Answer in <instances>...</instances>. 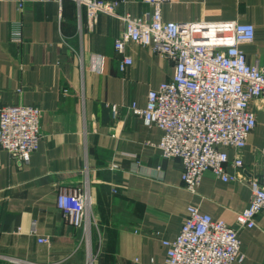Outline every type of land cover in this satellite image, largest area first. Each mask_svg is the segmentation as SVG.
<instances>
[{
    "label": "crops",
    "instance_id": "crops-1",
    "mask_svg": "<svg viewBox=\"0 0 264 264\" xmlns=\"http://www.w3.org/2000/svg\"><path fill=\"white\" fill-rule=\"evenodd\" d=\"M119 1L116 15L100 12L89 29L86 6L75 0H0V107L22 103L42 110L39 147L28 164L0 148V264L85 263L82 230L57 207L66 187L89 188L95 264H164L162 241L179 234L189 205L238 227L236 214L250 204L247 179L262 174V101L241 152L244 167L226 166L240 179L225 182L207 171L196 193L186 189L181 160L164 158L157 146L163 132L130 108L133 101L146 105L148 92L172 77V64L130 42L126 54L133 63L121 71L115 48L125 28L122 16L144 17L153 7L145 0ZM162 15L164 21L252 23L254 41L242 47L249 63L264 66V0H171ZM17 22L20 43L11 40ZM259 105L254 101L252 108ZM224 149L232 160L237 151ZM256 223L239 230L242 264H264V211ZM42 236L51 242H39Z\"/></svg>",
    "mask_w": 264,
    "mask_h": 264
},
{
    "label": "built area",
    "instance_id": "built-area-1",
    "mask_svg": "<svg viewBox=\"0 0 264 264\" xmlns=\"http://www.w3.org/2000/svg\"><path fill=\"white\" fill-rule=\"evenodd\" d=\"M56 1L62 4L63 0ZM86 6L87 26L93 27L100 12L116 15L119 0H75ZM153 7L144 17L122 16L125 28L115 40L116 50L122 54L120 69L133 63L126 54L130 42L152 50L170 61L172 77L148 92L144 107L133 101V114L141 117L147 127L162 132L157 144L164 158H178L183 165L182 181L189 191L196 193L202 176L212 171L223 181L239 180L229 174V163L244 167L242 150L258 124V109L264 107V66L251 64L243 49L255 38L252 23L225 21H164L162 5L171 0H145ZM22 9V4L19 3ZM59 13H62L60 6ZM79 32L83 19L79 14ZM11 40H23L21 23L13 25ZM103 59L99 56L97 59ZM100 59V60H101ZM260 101L257 109L254 101ZM116 109V106H112ZM42 110L35 105L9 104L0 107V148L19 165L28 164L37 151L41 137ZM224 148L237 153L230 160ZM262 174L247 179L251 187L250 204L236 214L238 227L222 219H214L198 205L188 206L179 234L164 239V264H242L239 230L257 226L256 216L264 211V147L261 149ZM113 165V168H117ZM244 179V178H243ZM91 194L87 185L66 187L57 195V207L64 220L82 230L79 246L85 247V263L95 264L98 253L93 249L92 232L95 222L91 216ZM41 243H50L42 236ZM27 264H40L27 262Z\"/></svg>",
    "mask_w": 264,
    "mask_h": 264
}]
</instances>
